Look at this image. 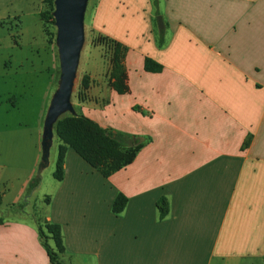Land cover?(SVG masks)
I'll list each match as a JSON object with an SVG mask.
<instances>
[{
	"label": "crops",
	"instance_id": "obj_1",
	"mask_svg": "<svg viewBox=\"0 0 264 264\" xmlns=\"http://www.w3.org/2000/svg\"><path fill=\"white\" fill-rule=\"evenodd\" d=\"M93 26L127 47L128 91L89 88L82 114L142 147L109 177L69 147L58 181V148L41 166L49 103L35 133L2 127L29 144L7 153L31 166L7 204L19 215L0 217V264H51L26 207L61 225L62 264H264V0H100ZM146 57L163 69L147 71ZM43 185L50 202L40 210ZM119 193L128 202L116 214Z\"/></svg>",
	"mask_w": 264,
	"mask_h": 264
},
{
	"label": "rangeland",
	"instance_id": "obj_2",
	"mask_svg": "<svg viewBox=\"0 0 264 264\" xmlns=\"http://www.w3.org/2000/svg\"><path fill=\"white\" fill-rule=\"evenodd\" d=\"M54 1L51 5L50 0H0V129L6 125L18 130H27L26 133H35L34 125L41 104L45 101L50 105L58 91L62 60L57 43L58 28L55 23ZM99 2L100 0L86 2L83 18L84 40L70 97L72 107L64 111L62 117L83 113L81 106L85 99V90L82 88L84 75L89 76V88L96 93L111 87L113 49L101 31L93 26ZM43 13H46V16L43 17ZM13 105H16V109ZM59 143V138L55 135L50 156L56 153ZM22 147H30L22 136L7 138L4 134L0 135V163L6 166L10 163L6 168L0 167V178L2 177L4 182L1 188L5 186L11 190L1 206L0 217L19 215L16 213L18 208L13 212L7 208V204L24 182L27 174L24 168L31 166V161L28 156L16 153L9 155L7 151ZM37 177L33 186L37 184ZM44 178L50 179L48 170ZM47 189L48 186L43 185L35 193L34 201L32 200L40 210L44 208ZM23 205L24 202L19 206ZM35 210L32 213L31 208L26 207L25 213L21 212L20 215L34 220Z\"/></svg>",
	"mask_w": 264,
	"mask_h": 264
},
{
	"label": "trees",
	"instance_id": "obj_3",
	"mask_svg": "<svg viewBox=\"0 0 264 264\" xmlns=\"http://www.w3.org/2000/svg\"><path fill=\"white\" fill-rule=\"evenodd\" d=\"M50 4L53 5V0H50ZM153 4L157 8L158 0H153ZM42 15L44 17L46 13ZM158 34L159 45L162 46L165 41L164 30H159ZM104 39L113 49L110 86L118 93H125L128 91L127 73L124 65L127 47L107 36H104ZM145 69L150 72H160L163 66L152 58L146 57ZM82 88L83 91L89 88L88 75L83 77ZM55 132L60 143L53 175L58 181L63 180L65 175V157L69 147L73 148L104 177H109L130 164L142 147V143L138 139L122 132L104 128L84 114L63 116L56 122ZM37 178V183H39L40 176ZM45 201L49 203L50 197L47 196ZM127 202L128 198L119 193L112 207L113 212L116 214L123 212ZM2 204L3 196L0 194V207ZM158 208L162 217L168 214L169 203L166 198H162L158 202ZM34 220L41 241L48 251L51 264H62L61 256L65 253L66 248L61 225L49 221L38 211L34 214Z\"/></svg>",
	"mask_w": 264,
	"mask_h": 264
},
{
	"label": "water",
	"instance_id": "obj_4",
	"mask_svg": "<svg viewBox=\"0 0 264 264\" xmlns=\"http://www.w3.org/2000/svg\"><path fill=\"white\" fill-rule=\"evenodd\" d=\"M87 0H55V23L58 28L57 43L62 60V74L58 91L48 107L43 134V162L48 161L49 151L55 136L56 122L62 113L71 109L70 97L79 53L84 40L83 18ZM159 27L163 19L158 16Z\"/></svg>",
	"mask_w": 264,
	"mask_h": 264
}]
</instances>
